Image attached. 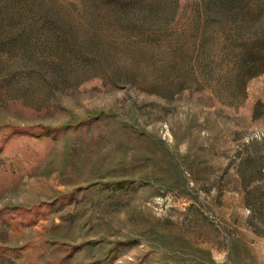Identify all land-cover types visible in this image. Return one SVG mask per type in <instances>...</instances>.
Returning <instances> with one entry per match:
<instances>
[{
  "label": "rangeland",
  "instance_id": "rangeland-1",
  "mask_svg": "<svg viewBox=\"0 0 264 264\" xmlns=\"http://www.w3.org/2000/svg\"><path fill=\"white\" fill-rule=\"evenodd\" d=\"M208 1L0 0V264H264V0Z\"/></svg>",
  "mask_w": 264,
  "mask_h": 264
},
{
  "label": "trees",
  "instance_id": "trees-1",
  "mask_svg": "<svg viewBox=\"0 0 264 264\" xmlns=\"http://www.w3.org/2000/svg\"><path fill=\"white\" fill-rule=\"evenodd\" d=\"M208 1V0H207ZM209 2V1H208ZM172 164H174V165H176V163H172ZM176 167H177V165H176Z\"/></svg>",
  "mask_w": 264,
  "mask_h": 264
}]
</instances>
